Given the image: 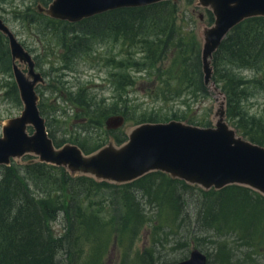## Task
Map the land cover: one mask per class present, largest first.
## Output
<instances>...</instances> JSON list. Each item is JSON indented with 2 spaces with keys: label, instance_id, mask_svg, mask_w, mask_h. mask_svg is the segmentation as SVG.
Segmentation results:
<instances>
[{
  "label": "rangeland",
  "instance_id": "rangeland-1",
  "mask_svg": "<svg viewBox=\"0 0 264 264\" xmlns=\"http://www.w3.org/2000/svg\"><path fill=\"white\" fill-rule=\"evenodd\" d=\"M52 2L0 0V18L32 55L36 71L45 80L36 89L38 108L55 144L71 143L93 152L111 140L120 146L119 141H128L129 131L141 122L176 120L199 127L214 126V113L219 103L225 101L224 95L214 82L205 91H195V85L186 88L178 59L179 52L187 47L191 66H197L198 52L202 61L200 33L204 26L213 24L209 10L196 5L198 0H170L174 22L166 20V13L159 14L167 25L155 21L152 29H138V35L130 40L108 30L106 16H102L97 28H89L97 20L93 19L95 16L71 24L36 12L39 4L47 8ZM165 26L173 41L167 49L164 45L153 46L157 37L152 34ZM85 35H90L92 41L74 47L71 40ZM160 39L164 42L166 36L161 35ZM9 57L12 58L9 41L0 34V137L4 123L24 110ZM237 72L250 88V96L242 105L243 114L250 124L255 119L260 123L258 127L264 125V80L256 81L253 68ZM116 115L124 116L126 123L117 131H109L106 120ZM227 121L241 135L237 126L228 118ZM28 132L33 134L34 129L29 127ZM34 158L26 156L20 165ZM163 184L166 186L165 178ZM175 188L173 192L185 205L180 214L175 208L177 203L172 207L167 195L158 198L156 191L151 190L150 196L141 192L142 199L136 195L146 220L135 237L129 231L130 245L118 239L122 213L118 193L103 191V195L95 197L103 200L114 195L110 213L106 207L101 209L104 217L114 223L112 233L106 235L109 248L104 264H175L187 259L195 248L207 255L208 264H264V223L259 225L263 206H252L244 198L231 195L219 199L213 212L208 205L212 204L210 199L196 188L187 193L181 185ZM68 225L64 216L54 224L59 230Z\"/></svg>",
  "mask_w": 264,
  "mask_h": 264
},
{
  "label": "trees",
  "instance_id": "trees-1",
  "mask_svg": "<svg viewBox=\"0 0 264 264\" xmlns=\"http://www.w3.org/2000/svg\"><path fill=\"white\" fill-rule=\"evenodd\" d=\"M170 4V1H165L146 7L109 11L95 16L93 19L97 20L90 23L89 28H97L102 16H106L107 29L117 36L121 34L124 40H130L138 35V29H152L154 25L151 24L155 21L165 24L159 14L166 13V20L174 22ZM208 14L210 23L214 24L213 13L209 11ZM169 33L166 26L162 30H155L152 35L157 37V41L154 39L153 46L164 45L167 49L173 41ZM161 35L166 36L164 42L160 39ZM71 41H74V47L80 48V45L91 42L92 37L85 35ZM9 59L12 64V58ZM178 59L183 72L182 84L191 89L195 85V91H205L207 86L204 83L200 52L197 53L196 67L190 65L187 47L179 52ZM212 65L213 82L226 100L228 120L237 126V130L245 138L264 146V125L258 127L260 123L255 119L250 124L243 114L242 105L250 96V88L248 81L237 72L238 69L253 68L257 72L256 81L264 80V17L250 18L236 26L214 54ZM13 89L16 90L15 87ZM143 123L147 122L137 125ZM124 142L125 140H120L119 144ZM55 145L60 147L59 144ZM80 148L86 154H91L102 147L93 152H87L81 146ZM13 163L11 166H0V264H104V256L109 248L106 235L112 233L114 223L104 217L101 209L106 207L110 213L114 195L95 200L96 196L103 195L100 193L103 191L114 190L118 193L122 206L121 235L118 239L127 241V245L132 242L130 232L133 233L131 237H135L146 220L141 201L136 195L139 194L142 199L150 190L156 191L158 198L167 195L168 203L173 202L172 207L177 203L175 208L179 210L178 214L185 205L180 203L173 190L180 185L186 193L192 188L199 190L204 197L210 199L208 202L212 204L208 205L213 208V212L219 199L231 195L244 198L252 206L264 208V196L239 185H231L220 191H205L162 172H153L134 182L118 185L99 182L88 176L72 177L65 168L46 163ZM156 181L160 183L156 184ZM166 189H169V193H166ZM259 215V225H262L264 211ZM61 216L68 220L69 225L59 230L54 224ZM217 220L219 218L212 221ZM123 256L128 255L124 253Z\"/></svg>",
  "mask_w": 264,
  "mask_h": 264
},
{
  "label": "water",
  "instance_id": "water-1",
  "mask_svg": "<svg viewBox=\"0 0 264 264\" xmlns=\"http://www.w3.org/2000/svg\"><path fill=\"white\" fill-rule=\"evenodd\" d=\"M165 1L170 0H53L47 8L39 4L36 10L54 19L76 23L117 9ZM196 5L211 11L215 18L214 24L204 26L200 33L204 83L209 86L214 76V54L236 26L250 18L264 17V0H198ZM0 33L9 41L13 75L24 105L21 115L8 119L2 127L0 166H11L13 160L20 164L22 158L32 156L35 158L29 163L63 167L72 177L88 176L99 182L121 185L162 172L205 191L239 185L264 196V146L238 135L229 124L225 98L214 113L213 127L176 120L147 122L130 130L128 141L120 146L111 140L91 154L71 143L57 147L38 108L36 89L45 80L36 71L32 55L2 18ZM125 122L122 115L111 116L106 127L116 131ZM29 127L34 129L33 134L28 132ZM175 264H208V257L195 248L187 259Z\"/></svg>",
  "mask_w": 264,
  "mask_h": 264
},
{
  "label": "flooded vegetation",
  "instance_id": "flooded-vegetation-1",
  "mask_svg": "<svg viewBox=\"0 0 264 264\" xmlns=\"http://www.w3.org/2000/svg\"><path fill=\"white\" fill-rule=\"evenodd\" d=\"M39 14H41V15H45L44 13H39ZM45 16L48 17V18H50V19L56 20V21H63V22H68V23L74 24V23L69 22V21H64V20L54 19V18H51V17H49V16H47V15H45ZM84 20H86V19H84ZM82 21H83V20H82ZM82 21H80V22H82ZM76 23H79V22H76Z\"/></svg>",
  "mask_w": 264,
  "mask_h": 264
}]
</instances>
